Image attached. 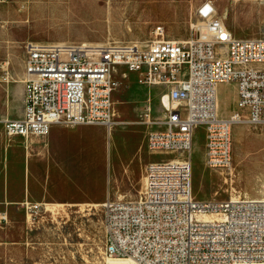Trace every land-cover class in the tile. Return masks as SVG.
<instances>
[{
  "label": "built area",
  "instance_id": "2783aa9c",
  "mask_svg": "<svg viewBox=\"0 0 264 264\" xmlns=\"http://www.w3.org/2000/svg\"><path fill=\"white\" fill-rule=\"evenodd\" d=\"M203 28L192 27L187 39L177 40L165 38L157 24L146 45H24L22 114L1 120L9 137H44L54 123L109 130L117 66L137 72L148 85L167 87L176 102L162 121H153L150 104L144 106L145 122L158 125L147 132L145 146L184 156L147 162L136 198L107 197L99 205L107 257L137 264L264 262V198L194 199L190 155L194 128L202 125L205 166L230 171L232 125L243 118L240 111L248 123L264 126V36L236 37L218 18L207 19ZM6 67L0 61V73ZM221 83L235 86L237 110L228 117L217 111ZM26 206L35 211L40 205ZM204 212L217 217L205 220ZM6 218L0 212V220Z\"/></svg>",
  "mask_w": 264,
  "mask_h": 264
},
{
  "label": "rangeland",
  "instance_id": "374dc122",
  "mask_svg": "<svg viewBox=\"0 0 264 264\" xmlns=\"http://www.w3.org/2000/svg\"><path fill=\"white\" fill-rule=\"evenodd\" d=\"M20 2L27 7L20 8ZM205 3L214 5L216 15L211 18L222 19L234 36H264V0H98V6L105 8L101 17L91 18V12L79 8V16L63 20L58 17L59 20L51 24L47 22L59 9L56 0H0V61L7 62L6 70L0 73V114L10 117L21 110L22 66L27 42L146 45L157 24L163 25L165 38L184 40L191 34L192 27L199 28L198 21L207 20L199 12ZM17 8V12L13 11ZM114 77L121 85L113 94L111 129L108 132L105 127H89L84 131L90 138L104 140L103 157L97 170L88 177L70 179L66 191L58 193L60 201L42 200L63 203L64 210L59 208L52 212L42 201L30 197L20 203H9L6 220H0V264H106L107 260L118 258L104 253L101 207L86 204L88 201L101 204L106 200L101 198L108 191L110 197L122 195L123 198L125 194L124 198L134 199L141 190L147 162H165L184 156L171 151H148L145 146V136L152 126L145 122L144 106L150 104L153 121H162L165 109L161 96L164 93L159 101L158 97L154 101L153 96L149 100L147 94L154 95L158 88L139 84L138 73L121 66L116 67ZM218 97L220 115L237 110L232 83L219 86ZM244 111L239 112L242 117H246ZM3 119L0 117L2 129ZM157 126H153L154 129ZM243 135H247V140L241 146L234 138ZM20 138L9 141V153L17 161H22ZM204 143V128L197 125L191 149L194 199L220 201L238 195L264 198V126L247 121L233 123L230 171H213L205 166ZM33 160L30 157V165ZM30 204L40 206L30 211L26 208ZM5 207L0 204V212H4L1 209Z\"/></svg>",
  "mask_w": 264,
  "mask_h": 264
},
{
  "label": "crops",
  "instance_id": "0c3cea01",
  "mask_svg": "<svg viewBox=\"0 0 264 264\" xmlns=\"http://www.w3.org/2000/svg\"><path fill=\"white\" fill-rule=\"evenodd\" d=\"M18 10L19 8L13 11L17 12ZM23 77L24 68L22 66V79ZM22 79L21 97L23 94ZM13 81L16 80L13 79ZM139 84L145 85L147 88L151 87V89L158 88V91L154 95H149L150 92L147 94L146 98L149 100L153 96L154 101L157 97L159 101L160 95L162 93L167 94L168 92V88L164 86ZM223 84H219L218 87ZM233 91L235 93L236 103L234 84ZM22 109L23 102L20 112L12 114L10 117L9 114H5V116L0 114V117L2 119L18 118L22 114ZM166 116L167 111L163 115V118L165 119ZM228 116L226 114L223 117ZM151 126V128H154L153 126L156 125ZM89 127L99 129L105 127L108 132L110 130L102 124L64 125L54 123L50 126L47 135L44 137H32V140L29 139L26 142L17 136H7L2 126H0V204L6 205L1 210L7 216V205L9 203L16 201L20 203L26 201L28 197L34 198L37 202L42 200L60 201L61 196L58 193L66 191L67 183L70 179L73 177H88L92 171L97 170L103 157L104 140L97 137L90 138L85 134L84 131ZM14 138H20L22 140V161L13 159L9 153V141ZM25 143H27V146H25ZM30 157L34 159L32 165H30ZM107 197H110L109 191L101 199L105 200ZM123 197H125V194H123ZM111 198L115 199V197ZM20 199L22 200L18 201Z\"/></svg>",
  "mask_w": 264,
  "mask_h": 264
},
{
  "label": "bare ground",
  "instance_id": "6f19581e",
  "mask_svg": "<svg viewBox=\"0 0 264 264\" xmlns=\"http://www.w3.org/2000/svg\"><path fill=\"white\" fill-rule=\"evenodd\" d=\"M56 2H57L58 7H59V9H57L58 10L57 15H54L53 18L49 22H47V24L54 23L57 20H59V18H61L63 20L64 18H73L74 16H79L80 13L77 12V10L79 8L80 9L84 8V10H88L87 12H91V14L89 15L91 18L92 17H101L102 15H104V12H105V10H104L105 8L98 6V0H87L86 3H82L83 2L82 1V2H80V4H77V3L73 2L72 0H56ZM26 5L27 4H24L22 2L19 3L20 8H25V7H27ZM209 5L212 7V10L207 15H201L203 17V19H210L212 16L216 15V10L214 8V5H212L210 3H209ZM220 20L222 21V19H220ZM204 24H205V22H202L201 20L198 21V26L201 28V30L204 29L203 28ZM73 42L74 41H72V42L71 41L70 42L61 41V42H58V44L68 46V45H74ZM99 43L91 44V43L81 42V44L86 45V46H101L102 44H99ZM138 82L146 84L140 79H138ZM120 85L121 84L118 82V86L116 87L115 90L119 89ZM161 102L164 103V109H165L164 114L166 113V109L176 106V102L170 101L166 94H163L161 96ZM217 111L219 114L221 113V106H220L219 97H217ZM235 112H236V110L228 112V115H231ZM243 118H241L239 120V122L247 121V119L245 117H243ZM111 126H112V124H111ZM111 126H110V129H111ZM104 134H106V132ZM108 139H109V137H108ZM30 140H32V137L30 138ZM246 140H247V135H243V136L239 137L238 139L234 138V141H237V143L241 144V146H244ZM27 141H29V140H27ZM25 146H27V143H25ZM190 155H191V153H190ZM221 176H223V175H221ZM121 197H122V195L119 196V198H121ZM230 199L234 200V199H238V197L237 196H231ZM259 199H261V198H259ZM259 199L256 198L254 200H259ZM41 204L45 205V208H49V209L53 210L52 212H54V210H57L59 208L64 210V207H65L64 204L60 203V202L49 203V202L42 201ZM99 205H100V203L98 201H88V203L86 204V206H88V207H98ZM59 214H60V211H59ZM201 217L205 220H211L213 218H216L217 215L214 212H208V213L204 212V213H201ZM106 264H137V263H135L133 260H131L129 258H112V259L107 260ZM260 264H264V262H262Z\"/></svg>",
  "mask_w": 264,
  "mask_h": 264
},
{
  "label": "water",
  "instance_id": "95a60500",
  "mask_svg": "<svg viewBox=\"0 0 264 264\" xmlns=\"http://www.w3.org/2000/svg\"><path fill=\"white\" fill-rule=\"evenodd\" d=\"M211 10V7L209 6V4L205 3L202 5V7L200 8V12L203 14V15H206L210 12Z\"/></svg>",
  "mask_w": 264,
  "mask_h": 264
}]
</instances>
